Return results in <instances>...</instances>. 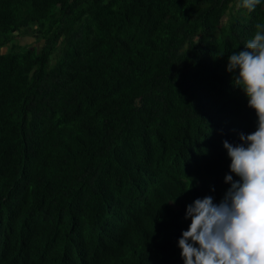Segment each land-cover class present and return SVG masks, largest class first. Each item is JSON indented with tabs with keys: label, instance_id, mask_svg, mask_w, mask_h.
<instances>
[{
	"label": "trees",
	"instance_id": "1",
	"mask_svg": "<svg viewBox=\"0 0 264 264\" xmlns=\"http://www.w3.org/2000/svg\"><path fill=\"white\" fill-rule=\"evenodd\" d=\"M258 23L238 0H0V264H183L186 205L221 199L222 142L256 127L226 64Z\"/></svg>",
	"mask_w": 264,
	"mask_h": 264
},
{
	"label": "clouds",
	"instance_id": "2",
	"mask_svg": "<svg viewBox=\"0 0 264 264\" xmlns=\"http://www.w3.org/2000/svg\"><path fill=\"white\" fill-rule=\"evenodd\" d=\"M261 4L264 0H238L248 11ZM256 28L226 64L232 85L256 112V127L239 133L238 143L222 142L230 171L221 199L208 194L186 205L190 223L177 240L183 264H264V25Z\"/></svg>",
	"mask_w": 264,
	"mask_h": 264
}]
</instances>
